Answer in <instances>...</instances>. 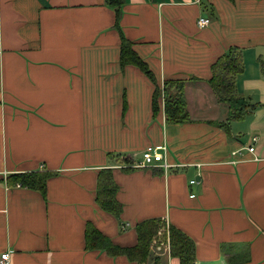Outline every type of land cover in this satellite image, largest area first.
Listing matches in <instances>:
<instances>
[{"label": "crops", "instance_id": "crops-1", "mask_svg": "<svg viewBox=\"0 0 264 264\" xmlns=\"http://www.w3.org/2000/svg\"><path fill=\"white\" fill-rule=\"evenodd\" d=\"M200 17L210 20L198 28ZM131 43L161 88L184 81L189 122L166 121L163 98L133 65ZM242 54L236 76L249 109L228 108L208 84L211 66ZM264 0H0V256L7 264H136L86 249L87 226L119 248L160 219L193 242L195 264H264ZM164 147L161 166L142 152ZM253 147L252 153L248 148ZM56 173L37 191L16 174ZM110 171L119 218L96 202ZM193 196V197H192ZM144 264H179L151 244Z\"/></svg>", "mask_w": 264, "mask_h": 264}, {"label": "trees", "instance_id": "trees-1", "mask_svg": "<svg viewBox=\"0 0 264 264\" xmlns=\"http://www.w3.org/2000/svg\"><path fill=\"white\" fill-rule=\"evenodd\" d=\"M124 0H105V4L115 10L117 20ZM121 66L133 65L137 67L154 84L152 108L158 109L157 100L163 98L164 113L169 123L181 124L189 122L184 100V81H166L158 87L153 73L132 50L131 43L121 39ZM264 74V62L260 63ZM243 71L242 54L239 50H232L220 56L211 66V78L208 84L217 97V100L228 108L227 121L241 120L249 112L246 99L238 92L235 79ZM56 173L42 171L35 173L16 174L8 178L12 187L18 186L37 191L43 196L46 191L47 180ZM118 188L113 182L110 171H103L98 177L96 202L99 207L119 218L122 206L116 200ZM137 243L132 248H119L111 241L98 233L94 228L87 226L85 230L86 249H104L111 255H123L136 264L148 261L151 244H168L170 255L178 259L179 264H195V248L192 240L183 232L168 225L160 219H150L139 223L136 227Z\"/></svg>", "mask_w": 264, "mask_h": 264}, {"label": "built area", "instance_id": "built-area-1", "mask_svg": "<svg viewBox=\"0 0 264 264\" xmlns=\"http://www.w3.org/2000/svg\"><path fill=\"white\" fill-rule=\"evenodd\" d=\"M210 24V20L205 17H200L197 21V27L202 29ZM253 147L248 148V152L252 153ZM165 148L164 147H147L142 152L141 162L137 165L140 168H149L155 166H161L165 169L169 168V165L164 161ZM193 197V196H192ZM156 244V242H154ZM168 247V244H165ZM169 248V247H168ZM9 262V253H4L0 256V264H7Z\"/></svg>", "mask_w": 264, "mask_h": 264}, {"label": "rangeland", "instance_id": "rangeland-1", "mask_svg": "<svg viewBox=\"0 0 264 264\" xmlns=\"http://www.w3.org/2000/svg\"><path fill=\"white\" fill-rule=\"evenodd\" d=\"M154 244V243H153Z\"/></svg>", "mask_w": 264, "mask_h": 264}]
</instances>
